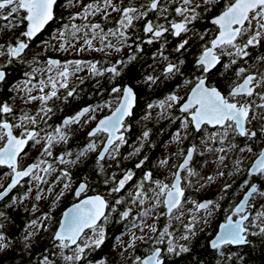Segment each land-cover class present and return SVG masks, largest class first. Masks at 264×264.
Wrapping results in <instances>:
<instances>
[{"label":"flooded vegetation","instance_id":"flooded-vegetation-1","mask_svg":"<svg viewBox=\"0 0 264 264\" xmlns=\"http://www.w3.org/2000/svg\"><path fill=\"white\" fill-rule=\"evenodd\" d=\"M78 1H80V3ZM113 1L114 4L121 8L130 6L129 0H122V2L121 0ZM193 2L194 4H201V7L198 9L201 13V17L195 21L193 25H189V27H194L199 33H206L204 40L198 39L193 33L187 35L182 34L181 37H174L171 34V29L159 39L151 37V34H145L143 32V27L147 20L165 24L170 28L168 21L178 22L182 19V17L177 16L174 11V8L180 6V4L172 3V0H164V6L170 8L169 13L165 14L168 17V21L162 17L158 19V13L149 12L146 19L135 20L132 27L126 30L128 39L124 43L118 41L120 50L116 55L109 56L100 54L93 55L88 59L76 57L75 59L77 61L95 63L98 71L103 74L94 75L88 63H82L83 65L88 64V67L84 68V71L75 72L74 69L67 64L69 76L66 81V88H61L59 86L60 83L65 81L57 75L58 72L64 70L66 65L61 45L64 41L73 39L72 32L74 30L71 25L83 26L87 24L85 21L78 22L77 19H82L81 17H77L74 20L71 19V17L75 16L77 13L82 15L83 9L80 7L76 9L78 5L95 4L96 0H57L54 6V18L31 40L21 36V33L27 30L26 21L20 23L11 30L0 28V45H4V48L0 49V51L6 53L7 45H15L17 39L28 44V48L25 49L24 53H22L19 58L13 60L11 64L8 63L6 54L0 55V65L7 66L6 82L0 83V105L6 103L13 110L10 114L0 113V122L7 121L13 125L20 124V117L23 113H28L35 116L37 119L36 125L27 123L25 127H13L12 132L14 136L20 138L26 128L29 131L35 130L39 133L40 138H44L47 133H54V129L61 126L65 118L73 116L82 108L89 106L96 108L94 112L87 114L85 117V119H87L88 116H94L95 119H87V123L80 125L73 124L64 129L68 133V140L66 143L61 142L58 153L55 151L53 153L54 155L51 156L43 154L45 140L41 139V143L39 144H36L34 141H28L27 145L18 156V171H23L28 166L39 163L40 161H45V163L40 164V167L34 169L33 173L29 176L21 177L18 184L13 187L6 196L0 199V231L10 236L13 243L11 248L17 243L25 249V245L20 241L18 233L22 230L24 222L30 219V215L28 216L25 212L28 211V209L38 208L41 210V213L44 214L47 212L46 207L48 203L51 204L58 201L56 209L59 210V216L55 223V228L51 233L50 238L52 239V235L60 222L62 211L66 207L85 198L99 195L106 201L107 207L104 211L105 215L102 216L94 227L95 230L97 228L103 230L105 237L104 242L99 248H96L94 245L86 248L85 252L82 254L83 259L81 258L79 264H82L84 260H95V254L97 252L100 253L99 251H101L100 254L103 260L107 261L106 264H141L143 258L152 253L155 248L161 249L163 264H169V259L176 258L183 253L176 255L168 253L167 251L169 241L175 242L174 233L168 232L161 238V233L163 232L160 230L159 224L163 223L164 220H169L168 218H170L173 213H166L167 210L163 204L164 196L160 197L159 206L154 207V205L157 204L155 193L159 192V187H157L156 191H153L152 181H159L163 184H167L169 188H171L175 179L174 173L177 172L187 150L193 146L195 147L192 158L189 164L180 172V188L184 192V196L181 200L182 205L184 203H190L189 201H191L190 204L193 205L195 211L197 210L195 209L194 202L201 203L206 199L212 201L209 208L212 206L216 207L218 217L212 227L213 233L206 240V247L211 252H215L214 254L218 259H222L224 252L235 253L246 251L250 248H255L256 244L264 242V236L249 235L248 239L250 243L247 245L223 244L219 251L208 247V239L214 235L221 222L227 220L229 216H231L233 220H236L240 218L241 215H246L248 213L249 219L244 222L245 226L248 228V223L253 219L260 203L264 201V197L257 195L250 201V206H248L243 213L234 214L233 209L235 205L239 202L252 181L257 180V188L264 191V177H259L257 175L254 178L248 175L250 164L264 147V135L261 134V129L264 128V119H262V117H264V109L256 107L264 103V101L259 98V95L254 94L251 97L239 98L240 103H247L251 106L252 111L250 112V117L255 118L250 119V122L246 123L245 126L250 131H255L257 137L250 140L245 137L229 136L223 140L225 142L224 146H226L227 143H232L235 149L250 146L252 149L250 152L253 153L252 158L245 163V168L243 167L244 171L241 175H239L238 170L236 171L232 166L229 169L223 168L221 173L225 176V180L223 177L219 180L216 187L217 197H215L214 193H209L211 195L207 197L203 190V184L201 183L202 179L199 174L202 167H205L209 155L206 149L201 151V148L205 145L206 139H208L203 132L195 133L191 131V128L186 130L182 138L184 139L183 143H181L179 148L166 151V165L168 166L164 168L163 166L160 168L158 167L160 165L158 161L159 157L161 153L165 151V148L163 151L159 149L165 145L166 141L174 139L171 131L176 125L179 126L181 122L183 123V119L186 117L190 119L187 114L180 112V104L187 100L192 87L195 86L197 77L205 76L208 86H215L222 94L227 95L230 87H234L236 83L242 82L241 78L236 77V70L240 67L249 68V65L254 64L257 56L264 55V41H262L260 45L248 49L250 56L246 58L248 61L247 63L237 59L236 64H231V58L228 55L221 54L219 50H216L218 55H220V62L209 73H202L196 67V58L201 54L203 46L207 45L210 47L208 41H210L218 31L217 26L213 25L211 20L221 13L227 0H219L218 3L210 5V11L204 10L203 0H193ZM147 3L148 0H132L131 6L140 8ZM20 15H24V13L21 12ZM117 21L118 19H108V22H102L100 24L104 30L107 31L109 28L115 27ZM4 23L6 22L0 20V25ZM253 24L255 25V22H253ZM65 26L71 30L69 31ZM61 32H64L65 35L61 36ZM249 34H245L243 38L239 40V43H245ZM84 35L85 32L83 35L77 36L76 38L84 40ZM88 36L90 38L91 33L88 32ZM188 36H192L193 38L189 40V44L184 50L177 53L175 51L176 47L183 39L188 38ZM150 38L154 40L152 44L147 43ZM115 39L118 38L116 37ZM112 40L109 39L107 42L112 43ZM93 44H96L93 46L95 49L97 47H103L98 39L93 40ZM137 45H139L141 49L139 52L136 51ZM131 57L135 58L131 59ZM49 60L59 62L58 65L51 66V71H48L50 67L48 64ZM181 60L184 61L183 64L179 63ZM117 61H123L124 63L123 65L117 64ZM169 63L177 65L182 75L177 74L166 77L164 70ZM114 65L118 68L119 75H114L105 71L107 68ZM225 65H229V67L226 69ZM33 69H35V71H33ZM249 70L253 71L251 68ZM25 73H28V75L26 76ZM49 76L56 81L57 96L47 102V107H51L53 112L49 113L44 120H41V117L44 116V113L40 112L42 107L41 102L39 100L30 103L26 101L29 95L40 96L53 91L48 79ZM149 76L158 79L156 83L147 81V77ZM25 80H30L27 87L32 89L31 93L23 90L25 88L23 83ZM42 80L45 82L44 93L39 91L41 86L40 81ZM185 80H189L191 83L186 85L184 83ZM157 83L161 84L159 88L155 87ZM127 84L130 85L134 91L135 106L132 109V115L125 118L124 124L126 127L120 130L124 135L125 143L120 146L119 153L114 151L111 152V156L115 157L113 160H109V156L106 154V158L100 161V164H97L98 153L103 147L107 138V133H98L97 136L94 137H89L88 133L100 118L109 115L113 111L118 104L119 98L122 97V92L112 93V88L117 87L123 89ZM69 91H73L71 97L67 96ZM256 92L264 93V88H258ZM166 94H176L182 98L178 104H175L168 110L167 119L161 122L152 119L148 122L145 121L143 125L139 123V119L142 118L144 113L148 115V112L150 113L151 110L154 109V107L149 109L147 106L149 104L154 105L155 101ZM139 97L142 101L141 105L138 104ZM98 105L100 106L99 108H97ZM137 108H139L140 111L134 116ZM129 121L130 123H128ZM155 128L159 129L158 136L154 134ZM206 128L209 133L222 131L212 126H206ZM144 131L149 132L147 139L142 138V133ZM202 138L204 142H202ZM217 139L220 138L217 137L215 139L216 142ZM142 140L144 145L141 143ZM132 142H139L137 148H140V151L135 155H132L134 152H130L129 149ZM4 143H6V139L0 140V147H2ZM89 143H95L97 145L96 150L87 152L86 155L81 157L80 161L76 163L74 168H69V177H61V173L58 174V171H55L52 172L50 176H59L61 178L60 181L56 182L57 179L55 178L56 180L54 182L52 181L51 184L47 183L46 177L48 173L44 172L43 169L47 167L48 161H55L58 156L68 151L72 152L71 158L75 159V153L78 154L83 151ZM155 143H157L158 147L156 150L151 151L149 147L153 146ZM160 143H162L161 147ZM145 156H149L150 161L148 166L141 171V178L136 180L134 174L135 169H137L136 165L140 163L142 161L141 159ZM48 157H50V159H48ZM101 166H103L102 171ZM128 171L133 173L132 179L126 182L125 187L121 189L120 192H112V189L118 186L119 180L122 179ZM146 173L151 174L150 179L147 181L143 179ZM12 176H14V173L11 168L6 164L0 165V191L11 181ZM36 176L42 177L43 179L37 180L35 179ZM66 179L72 181L70 187L65 190L64 195L60 196L57 200V195L64 188L65 183L63 181ZM106 179L108 183H105ZM245 180H248V185L244 184ZM80 183H86L87 187L80 196H76L75 190L79 187ZM139 185H142V187L138 188ZM225 185H230V187L225 188ZM129 187L134 188L135 195L127 193L128 189H130ZM49 188H52V192L48 191ZM138 191L141 195L134 200L133 197H136ZM38 195L41 197L39 200L36 199ZM117 200L120 201L119 204L116 203ZM140 200H144V203L141 204ZM144 205L157 210V217L160 220L156 228L157 231L155 233L146 232L142 230V227H140L138 232L126 231L127 225L135 221L132 217L136 219V217L142 213L140 209H136L139 207L142 208ZM208 209H201L197 212L204 213ZM125 211H128L129 215L126 218H122V213ZM16 220L19 221L17 222ZM15 222L20 223L16 231L10 232L4 230L7 224L12 223V226ZM214 227L216 228L215 230ZM8 230H10L9 227ZM93 231L94 230L91 228H86L78 239L77 244L80 243L84 236ZM202 235V233L196 235L195 240ZM134 237H143L144 239H134ZM130 243L132 244L131 247H129ZM118 244V248L126 251L128 250V253L132 256H128L124 261H117L111 250L115 245L118 246ZM188 246L187 248L189 251L185 252V254L194 249L195 242ZM75 247L76 245H69L68 248L74 249ZM137 257L140 259L137 260ZM190 260L194 264L195 260Z\"/></svg>","mask_w":264,"mask_h":264},{"label":"snow or ice","instance_id":"snow-or-ice-1","mask_svg":"<svg viewBox=\"0 0 264 264\" xmlns=\"http://www.w3.org/2000/svg\"><path fill=\"white\" fill-rule=\"evenodd\" d=\"M122 2V0H121ZM219 0H203V6L205 11H210V5H214L218 3ZM57 0H0V20L5 21L3 25H0V28L13 29L17 27L20 23L24 21L27 22V30L21 33V36L28 38L31 40L33 37L37 35L44 28L46 24L49 23L54 18V6L56 5ZM130 6L127 7H119L113 3V0H96L95 4H88L84 6L82 15L77 13L75 16L71 17V19H76L77 17H81L83 19H87L89 15L95 16L97 14H101L105 19H107L110 14L108 9L110 8L112 12H118L121 14L120 20L117 21L118 27L113 30L109 28L107 31L99 24H85L83 26H77L75 24L71 25L72 35L75 37L77 33H79L82 28L85 30L84 35V43L88 46V48H93V40L99 39L101 44L104 47L113 48L114 44L111 42L105 43L109 36L117 37L120 43H124L127 41L128 36L126 34V30L132 27L133 22L138 19H146L149 12L158 13V19L163 18L168 21L167 13H169L170 8L164 6V0H148L146 5H142L140 8H137L132 5V0H129ZM172 3H179L180 6H176L174 8L175 14L177 16L182 17V19L178 22L176 21H168L170 28L165 24H160L153 22L152 20H147L144 24L143 32L145 34H151V37L155 39H159L163 37L166 33H168L171 29V34L174 37H181L182 34L187 35L189 33H193L195 37L200 40H204L206 33H199L195 30L194 27H189V25H193L195 21L200 19L201 13L198 9L201 7V4L193 2V0H172ZM101 4L103 6H101ZM6 12V14H5ZM23 12L24 15H20ZM255 22V25L253 24ZM211 23L217 26V33L214 37L208 41L210 47L205 45L203 46V50L201 54L196 58V67L202 73H209L219 62L220 55H218L216 50H219L221 54L228 55L231 64H236L237 59L243 60L247 63V59L250 56V52L248 49L250 47H255L260 45L262 41H264V0H227V3L221 13L214 17L211 20ZM67 28V26H65ZM91 32V37L89 38L88 32ZM250 33V34H249ZM245 34L248 35V39L245 43L240 44L239 40L243 38ZM61 36H64L65 33L61 32ZM192 36H188V38L183 39L181 43L176 47L175 51L177 53L181 52L186 48L189 44V40L192 39ZM154 42L153 39H148L147 43L152 44ZM4 45H0V49H3ZM28 48V44L23 42L20 39L16 40L15 45L8 44L6 53L4 51H0V55H7L8 63L11 64L13 60L19 58L22 53H24L25 49ZM61 48H64V45H61ZM102 51L103 48L95 49ZM119 48H116V51H119ZM136 51H141L139 45L136 47ZM135 57H131L134 59ZM167 59L166 57H164ZM82 63H88L90 70L94 75H102L103 73L98 71L96 64L91 62H81V61H70L68 64H75L76 71L81 70L80 66ZM123 61H117V64L123 65ZM183 64L184 61L181 60L179 62ZM49 69L52 70L51 66L58 65L59 62L55 60H49ZM6 65H0V83L6 82L7 72ZM229 65H225L227 69ZM253 69L250 71L249 69ZM264 55L257 56L254 64L249 65V68L240 67L236 70V77L241 78L242 82L236 83L234 87H230L227 95H224L217 89L215 86H208L206 84V77L200 76L197 77L195 86L192 87L190 94L187 97V100L180 104V112L187 114L190 119L187 117L183 119V128L188 130L191 128V131L195 133L203 132L205 137L208 139L215 140L217 137L221 139L223 142L229 136H239L245 137L247 139H254L257 137V133L255 131H250L246 128V123L250 122V119H254L255 117H250V112L252 111L251 106L247 103H240L239 98L241 97H251L254 94L259 95V98L264 101V93L256 92L258 88H264ZM35 71V69H33ZM105 71L112 73L114 75H119L118 68L114 65L110 68H107ZM165 76L177 75L181 74L180 68L172 63H169L165 68ZM27 76L28 73H25ZM59 77L65 82L60 83L61 88L67 87V79L69 76L67 64L64 67L63 71L57 73ZM49 82L53 88V91L48 92L46 94L40 96H32L29 95L26 102L30 103L35 100H39L42 104L40 112L44 113V116L41 117V120H44L45 117L48 116L49 113L53 112L51 107H47V102L52 98L57 96L56 91V81L49 76ZM147 81L151 83H156V80L149 76L147 77ZM30 80H25L23 83L25 88L23 90L31 93L32 89L27 87V84ZM186 85L190 84L191 81L185 80ZM39 91L44 93L45 82L40 81ZM122 92V97L119 98L118 106L112 112L110 116H107L97 123L96 127L88 133L89 137L97 136L98 133H107V142L103 144V150L100 151L99 156L97 158V164H100V161L106 158V154H108L109 158H115L111 156V152L119 153L120 146L125 143V138L120 130L125 128V118L132 115V108L134 105L135 96L133 94V90L130 87H125L123 89L113 87L112 93H120ZM73 95V91H69L67 96L71 97ZM182 98L177 96L176 94H170L165 97V99L157 102V106L160 108H172L175 104H178ZM100 106L98 105L97 108ZM149 109L153 108V104H149L147 106ZM256 107L260 109H264V103L257 105ZM96 108H92L91 106L85 107L77 112L74 116L67 117L63 120L62 125L58 126L54 129V133H47L46 137L40 138L39 133L35 130L29 131L25 128V132L22 133L20 138H17L13 135L12 129L13 127H25V124L30 123L32 125H36L37 119L35 116H32L28 113H23L20 117L21 123L17 125H13L8 123L7 121L0 122V140L6 139V143L0 147V165H7L12 169L14 176L11 178V183L8 184L7 188L4 191H0V198H3L7 195V193L15 187L19 179L21 177H27L31 173H33L34 169L40 167V164L45 163V161H40L39 163L30 165L27 169L23 171L17 170V158L23 151L24 147L27 145L28 141H34L36 144L41 143V139L45 140V147L43 150V154L47 156H51V148L56 143L67 142L68 133L64 130L69 126L76 124L80 125L83 123H87V119H95L94 116H88L87 119L85 117L87 114L94 112ZM12 108L8 104L0 105V113L10 114L12 113ZM147 118V117H145ZM264 119V117H262ZM46 122V121H45ZM206 126H212L213 128H218L222 131L215 132H207ZM117 133H120L117 135ZM187 134V133H186ZM261 134L264 135V128L261 129ZM149 136L148 131H144L142 133V138L147 139ZM175 139L179 141L180 134L176 133ZM143 140L141 141V143ZM202 142L204 139L202 138ZM194 147H190L187 150V155L183 161V163L179 166L181 169L185 168L189 161L192 158ZM97 145L95 143H89L87 147L76 154V158L74 160H65L63 156L57 157V160L61 164H76L80 161L81 157L85 156L87 152L95 151ZM224 151L223 148L220 149ZM140 148L135 149L136 153H139ZM240 151H245L244 148H241ZM247 151H252L251 147L247 148ZM67 155H72L71 153H67ZM223 157H221V160ZM144 161H141L136 165L137 168H140ZM167 160L161 161V164H166ZM237 165L240 163L236 162ZM103 170V166H101V171ZM44 172L50 173L54 171L51 165L43 169ZM191 174V172H190ZM223 173H221L222 175ZM248 175L252 177H264V149H261L258 153V158L252 164L251 168L248 171ZM63 177H69L68 172L61 173ZM133 173L128 171L122 179L119 180L118 186L112 189V192H120L121 189L125 187L126 182L132 179ZM151 174L146 173L144 175V180L147 181L150 179ZM175 180L171 185V188L167 184H163L157 181V186L159 187V192L155 193V197L157 200V204L154 207L159 206V200L161 196H164L163 204L167 209L168 214H172L174 210L180 213L178 216H174V219H180L184 213L182 211V200L181 198L184 196L183 190L180 188V173H174ZM35 179L42 180V177L36 176ZM59 180L60 177H57ZM212 178L209 177V180ZM105 183H108V180H105ZM245 185H248V180H245ZM70 187V184L65 183L64 188L57 195V200L60 196L64 195V191ZM87 185L86 183H80L79 187L75 190L76 196H80L82 192L85 191ZM142 187V185H139ZM230 187V185H225V188ZM243 187V185H242ZM49 192H52V188L48 189ZM141 193L138 191L136 197H133L135 200L139 197ZM257 195L260 197H264V191H261L257 188L256 184L253 183L249 186V190L245 194L244 198L240 201L238 205H236L234 209V214L243 213L245 208L250 206V201L254 199ZM37 200L41 199L38 195L36 197ZM117 204L120 203L119 200L116 201ZM140 203L143 204L144 200H140ZM212 204V201L195 203L194 206L197 211L201 209H208L209 205ZM107 207L106 201L99 195L88 198L87 200L82 201L80 204L74 205L73 208L69 209L66 212L65 219L61 221L60 229L56 231L53 236L54 241L59 242V247L61 249H65L69 247V244L76 245L75 251L73 255H63L62 258L65 261L73 262L80 261L82 258V254L85 252V249L90 246H95L99 248L104 242V232L101 229L91 241V245L89 243H85L83 246L77 244V240L80 238L81 233L85 228H91L95 231L96 221L99 220L102 216L105 215L104 209ZM147 213H143L142 215H146ZM129 212L125 211L122 213V218L128 217ZM211 215V212L208 213ZM44 218H49L47 214H45ZM264 218V212H260L257 214L256 219ZM249 217L247 215H241L239 220L233 221L232 217L229 216L227 218V223L221 226V233L216 236L215 239L211 241V248L219 251L221 245H247L250 243L248 236L249 235H261L264 236V226L259 227V232H249V229L245 226V221L248 220ZM32 225L37 224V221H32ZM194 221L190 222L189 225H185L186 232L194 235ZM153 233L157 231V229L153 226L150 229ZM168 232V229L165 228L164 232L161 233V238L163 235ZM32 233H29L25 239H29ZM183 239H189L188 235L182 237ZM134 239H144L143 237H134ZM5 237L3 234H0V251H3L9 245L4 243ZM132 244H129L131 247ZM28 247V245H26ZM168 253L179 254L188 252L189 249L183 245L179 247V253H176L175 248L172 245L171 240L169 241V246L167 248ZM222 254V253H221ZM140 258L137 257V260ZM229 260H232V256L228 257ZM238 262L243 261V257H236ZM37 264H53V261L50 260L49 256H43ZM103 264V262H101ZM141 264H163L161 259V249L155 248L152 251V254L148 256L146 259L141 261Z\"/></svg>","mask_w":264,"mask_h":264},{"label":"rangeland","instance_id":"rangeland-1","mask_svg":"<svg viewBox=\"0 0 264 264\" xmlns=\"http://www.w3.org/2000/svg\"><path fill=\"white\" fill-rule=\"evenodd\" d=\"M80 3V1H78ZM114 3V1H113ZM88 5V4H85ZM82 5L80 6V4L78 5V7L76 9H78L79 7L84 9V6ZM116 5V4H115ZM103 6V5H101ZM118 6V5H116ZM109 11V15L107 17V19H105L101 14H97L95 16L89 15L88 18L85 19H77L78 22H87V24H95V23H102V22H108V19H118L120 20L121 18V14L118 12H112L111 9H108ZM101 25V24H100ZM118 27L117 23L115 27H112L111 29L115 30ZM69 31L71 30L70 28H67ZM85 32V30L82 28V30L76 34V36H73V39L69 40V41H64L63 45V51L62 54L66 60V64H68V62L70 61H77L75 58L76 57H81V58H85L88 59L90 57H92L93 55H100V54H104V55H109V56H113L116 55L118 53V51H116V48L118 47V39H115L116 37H108L107 40L105 41V43H108L107 41L109 39H113L112 44H114L115 47L113 48H108V47H97L96 49H100L103 48L102 51L100 50H95V48H88V46L84 43V40L82 39H77V36H81L83 35V33ZM89 33H91L89 31ZM99 40V39H98ZM96 44H93V46H95ZM69 66L72 67V69H74V72L76 71V65L75 64H68ZM88 64H81L79 71H84V68H87ZM155 80H158L156 78H154ZM161 86L160 83H157L155 85L156 88H159ZM169 94L163 95L159 100L155 101L154 104V109L151 110V112H148V115H145L146 113L143 114L142 118L139 119V123H141L142 125L145 123V121H151L152 119H155L156 121H165L168 117V110H170L169 108H167V106H165L164 108H160L159 106H157V102L160 100L165 99L166 96H168ZM138 104L141 105L142 101L139 97L138 100ZM137 104V105H138ZM140 111L139 108H137V110L135 111V114H138ZM147 117V118H145ZM138 122V121H136ZM130 123V121L128 122ZM158 128H155L154 134L158 136ZM174 131V132H172ZM171 131V133H173V138L174 139H169L168 141L165 142V145L159 149L161 151H163V149L165 148V151L163 153H161L160 157H159V168L163 166L167 167L168 165L166 164H161V161L167 160L166 158V151H171L173 150V148H179V146L181 145V143H183L182 139L185 135V131L186 129L183 128V123L181 122L180 125H176L175 128ZM179 132L180 134V139L179 141H177L175 139L176 133ZM138 143L139 142H132V144L130 145V152H135V149H137L138 147ZM144 145V143H142ZM160 143V147H161ZM225 142H221V139H217V142L213 139H206L205 145L201 148V151H204L206 149V151L209 153L208 157H207V162L205 164V167L200 170L199 174L201 176V183L203 184V190L205 192V194L207 195V197H209L211 194L209 193H214L215 197H217V193H216V187L219 183V180L223 177L225 180V176L222 174L221 175V171L223 170V168H230L232 166V168H234L236 171L238 170L239 175H241V173L244 171L245 168V163L248 162V160H250L252 158V154L251 152L247 151L248 146H244V147H239L238 148H234V145L232 143H227L226 146H224ZM223 145V146H222ZM61 143H56L52 146L51 148V152L52 155H54L53 153L56 151L58 153L59 149H60ZM158 147L157 143H155L153 146H150V150H156ZM206 147V148H205ZM223 148L224 151H221L220 149ZM241 148H244L245 151H240ZM128 149V151H129ZM238 149V150H237ZM67 153H71V151H68ZM67 153L62 154L61 156L64 157L65 160H74L71 158L72 155H67ZM75 153V152H74ZM77 153H75L76 155ZM60 157V156H58ZM221 157H223V159L221 160ZM48 159H50V157H48ZM113 160V158H109V160ZM142 161H144V163L142 164V166L140 168L135 169V178L136 180H139L141 178V171L148 166V163L150 161V157L149 156H145L141 159ZM237 161H239L240 163L237 165ZM51 165L52 169H54V171H58L57 173H63V172H68L70 173V171L68 170L69 168H74L76 166V164H61L59 163L58 160L55 161H48L47 163V167ZM244 167V168H243ZM52 172L47 174V183L51 184L52 181L54 182L57 177L59 176H50V174H52ZM61 176V175H60ZM63 177V176H61ZM209 177H211L212 179L209 180ZM56 178V179H55ZM61 179V178H60ZM60 179L56 180V182H59ZM64 183H68L70 184L72 181H69L68 179L63 181ZM152 190L156 191L157 189V183L155 181H152ZM130 188V187H129ZM134 188H130L128 189L127 193H130L131 195H135V191L133 190ZM264 200V199H263ZM191 203V201H189ZM190 203H184L182 205V211L184 213V215L180 218V219H174L172 217L174 216H178L180 215L179 212H177L176 210L173 212L172 216L170 218H168L169 220H164L163 223H160V220L157 217V210L151 207H147V206H142V208H137L136 210L140 209L142 211V213H140L136 219H134L132 217L133 220H135L134 222H131L130 224L127 225V229L126 231H134V232H138L140 230V227H142L143 231L146 232H152L150 229L154 226L155 228L158 227V224L160 226V230L162 232H164V229L167 228L168 232H172L174 233V240L175 242H172L173 247L176 250V253H179V247L181 245L185 246V247H189L188 245H192L193 242H195V246L194 249L189 252V253H183L180 256L173 258V259H169L168 263L169 264H193L191 262L190 259H197V254L198 251L203 250V252L205 251V249H207L206 247V240L207 238L213 233L212 227L213 224L215 223L217 217H218V212L216 211V207L212 206L211 208H209L206 212L202 213V212H197L194 210L193 205H191ZM58 205V201L51 203L47 205L46 209L47 212L42 214L41 210L38 208H30L28 209V211H25L26 214L29 216L30 215V219L26 222H24L22 230L18 233V236L20 238V241L24 243L25 245V250L21 245H18L17 243L11 248L12 246V240L10 238V236L6 235L4 232L0 231V234H3V236L5 237L4 243L8 244L9 246L7 248H5L3 251H0V255L3 253H6L7 251L14 249V251L16 253H18L19 255V261H17V263L15 264H30V257H29V250H31L32 248H39V246L44 245V251H40V253L38 254V256L35 258L36 260V264L37 261H39L43 256H44V252L47 253V251H51L52 254H56L58 255L60 258L59 260V264H79V261H73V262H68L63 260L62 256L63 255H73L75 248L74 249H69V248H65V249H61L58 245L59 242H55L53 241L50 237H51V233L53 231V229L55 228V223L57 221V218L59 216V210L56 209V206ZM216 205V204H214ZM56 209V210H55ZM211 212V215H208V213ZM260 212H264V201L260 203L258 210L256 211V213L253 216V219L248 223V229L250 232H259V227L260 226H264V218L261 219H256L257 214ZM139 213V212H138ZM143 213H147L146 215H142ZM45 214L48 215L49 218H44ZM37 221V224L32 225V221ZM17 222L19 220H16ZM194 221V235H191L190 233L186 232L185 230V225H189L190 222ZM15 222L12 226L11 224H7V226L10 228V230H8V227L5 226L4 230L5 231H10V232H14L18 229V225H20V223ZM217 223V222H216ZM216 225V224H215ZM216 228L214 227V230ZM101 230V228H97L95 231L88 233L86 236H84L79 245L83 246L86 242L89 243L91 245V241L92 238ZM167 232V233H168ZM29 233H32L31 237L29 239H25L26 236H28ZM179 233V234H178ZM200 233H202L203 235L201 237H199L197 240L196 239V235H199ZM188 235L189 239L185 240L182 237ZM16 242V241H15ZM189 243V244H188ZM26 245H28V247H26ZM256 245H262L261 243L256 244ZM118 246L115 245V247L111 250L112 254L114 255V258L117 261H124L125 258H128V256H132L131 254H129L128 250H123L121 248H118ZM11 248V249H10ZM196 248V249H195ZM69 249V250H68ZM213 254L215 252H212ZM177 255V254H176ZM83 257V255H82ZM218 258V257H217ZM83 259V258H82ZM101 262H103V264H106L107 261L103 260V258L101 257L100 259H96V260H84L82 262V264H101Z\"/></svg>","mask_w":264,"mask_h":264},{"label":"trees","instance_id":"trees-1","mask_svg":"<svg viewBox=\"0 0 264 264\" xmlns=\"http://www.w3.org/2000/svg\"><path fill=\"white\" fill-rule=\"evenodd\" d=\"M262 245H256L255 248H250L246 251H239L235 253L224 252L222 259H218L215 254H213L208 248L198 251L197 259L194 264H264V242ZM196 249V248H195ZM44 251V245L39 246V248H32L29 250L30 264H36L35 258L38 256L40 251ZM17 252V251H16ZM14 249L7 251L0 255V264H15L19 259L18 253ZM101 253V251H99ZM100 253H96L94 259L101 257ZM49 256L50 260L53 261V264H59V256L52 254L51 251L44 252V256ZM232 256V260H229L228 257ZM243 257L242 262H238L236 257Z\"/></svg>","mask_w":264,"mask_h":264},{"label":"water","instance_id":"water-1","mask_svg":"<svg viewBox=\"0 0 264 264\" xmlns=\"http://www.w3.org/2000/svg\"><path fill=\"white\" fill-rule=\"evenodd\" d=\"M166 67H167V66H166ZM125 87H130V88L132 89V87H131L130 85H128V84H127L126 86H124V88H125ZM132 90H133V89H132ZM133 94H134V91H133ZM122 95H123V94H122ZM134 96H135V94H134ZM117 106H118V104H117ZM117 106H116V107H117ZM134 106H135V100H134V105H133V107H134ZM116 107H115V108H116ZM115 108L113 109V111L115 110ZM82 109H83V108H82ZM132 109H133V108H132ZM113 111H112V112H113ZM112 112H111L109 115H107V116H110V115L112 114ZM74 115H75V114H74ZM74 115H73V116H74ZM107 116H104V117L100 118L99 120H101V119H103V118H105V117H107ZM99 120L97 121V123L99 122ZM97 123H96V125H97ZM96 125L92 128V130L96 127ZM92 130H91V131H92ZM91 131H90V132H91ZM119 134H120V133H117V135H119ZM106 142H107V138H106V140H105L104 143H106ZM262 149H264V147H263ZM102 150H103V147H102V149H101L100 151H102ZM99 153H100V152H99ZM99 153H98V156H99ZM186 155H187V153H186ZM186 155H185V157H186ZM185 157H184V159H185ZM257 158H258V155L254 158V160H253L252 163L250 164V166H249V168H248V171H249V169L251 168L252 164L256 161ZM184 159L182 160V162L180 163V165L183 163ZM28 167H29V166H28ZM28 167H27V168H28ZM27 168H26V169H27ZM24 170H25V169H24ZM181 170H182V169L179 167L178 170H177V172L180 173ZM174 180H175V179H174ZM173 182H174V181H173ZM9 183H11V181H10ZM9 183H8V184H9ZM253 183H255L256 186H258V181H257V180L252 181V182L250 183V185L253 184ZM8 184L5 186V188H7ZM250 185H249V186H250ZM179 186H180V184H179ZM5 188H4V189H5ZM4 189H3L2 191H4ZM248 190H249V187L247 188V190L245 191V193L243 194V196L241 197V199L239 200V202H238L236 205H238V204L240 203V201L244 198V196H245V194L247 193ZM95 196H96V195H95ZM91 197H93V196H91ZM88 198H90V197H88ZM88 198H85V199H83V200H81V201H79V202L73 203V204H71L70 206L66 207V208L62 211V214H61V217H60V222H59L58 226L56 227V229H55V231H54V233H53V235H52V240H53V236H54V234L56 233V231H58V230L60 229L61 221H63V220L65 219V215H64V214H65L66 212H68L69 209L73 208L74 205L80 204L82 201L87 200ZM0 199H1V198H0ZM207 201H210V200H209V199H206V200H204V201H202V202H207ZM202 202H201V203H202ZM236 205H235V207H236ZM235 207H234V209H235ZM247 208H248V207H246L245 210H246ZM234 209H233V210H234ZM166 210H167V209H166ZM104 211H105V209H104ZM166 213H167V211H166ZM167 214H168V213H167ZM246 215L248 216V213H247ZM101 218H102V217H101ZM101 218H100V219H101ZM100 219H99V220H100ZM239 219H240V218H238V219H236V220H239ZM99 220H97L96 223H97ZM233 221H235V220H233ZM226 223H227V220H225L224 222H221V223L218 225V227H217L216 232L214 233V235L211 236V237L208 239V247H209L210 249H212V248H211V241H212L213 239H215L216 236L219 235V234L221 233V231H222L221 226L224 225V224H226ZM85 229H86V228H85ZM85 229H84V230H85ZM81 234H82V233H81ZM80 236H81V235H80ZM77 241H78V240H77ZM69 245H72V244H69ZM151 254H152V253H150V254H148L147 256H145V257L143 258V260L146 259V258H147L148 256H150ZM143 260H142V261H143Z\"/></svg>","mask_w":264,"mask_h":264}]
</instances>
